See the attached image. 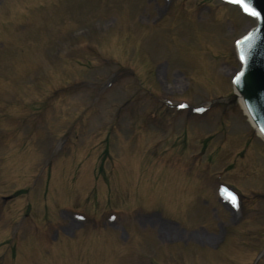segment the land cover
<instances>
[{"label":"rangeland","instance_id":"rangeland-1","mask_svg":"<svg viewBox=\"0 0 264 264\" xmlns=\"http://www.w3.org/2000/svg\"><path fill=\"white\" fill-rule=\"evenodd\" d=\"M255 23L0 0V264H264V139L232 85Z\"/></svg>","mask_w":264,"mask_h":264},{"label":"water","instance_id":"water-1","mask_svg":"<svg viewBox=\"0 0 264 264\" xmlns=\"http://www.w3.org/2000/svg\"><path fill=\"white\" fill-rule=\"evenodd\" d=\"M243 3L257 13L254 15L257 25L237 41L241 66L233 78V84L253 123L264 135V0H243ZM239 5L244 9L242 3ZM247 12L252 14L251 11Z\"/></svg>","mask_w":264,"mask_h":264},{"label":"bare ground","instance_id":"bare-ground-1","mask_svg":"<svg viewBox=\"0 0 264 264\" xmlns=\"http://www.w3.org/2000/svg\"><path fill=\"white\" fill-rule=\"evenodd\" d=\"M237 102L240 104V106H241V108L243 109L244 113L247 114V113H246V109H245L244 104H243V101H242V97H241V95H240L239 93H237ZM249 121H250V120H249ZM250 122H251V121H250ZM254 129L256 130V132H257L260 136H262L261 133L258 131V129H257L256 127H254ZM223 193H224V195L229 196V198H230V195H229L228 192L223 191ZM231 199H232V197L230 198V200H231Z\"/></svg>","mask_w":264,"mask_h":264},{"label":"snow or ice","instance_id":"snow-or-ice-1","mask_svg":"<svg viewBox=\"0 0 264 264\" xmlns=\"http://www.w3.org/2000/svg\"><path fill=\"white\" fill-rule=\"evenodd\" d=\"M238 3H242L245 11H251L253 15H257V13L249 7L248 4L243 3V0H237ZM233 204H235V198L232 200Z\"/></svg>","mask_w":264,"mask_h":264}]
</instances>
